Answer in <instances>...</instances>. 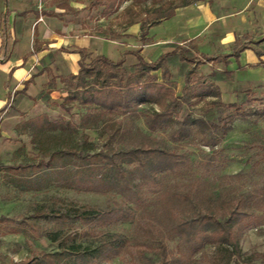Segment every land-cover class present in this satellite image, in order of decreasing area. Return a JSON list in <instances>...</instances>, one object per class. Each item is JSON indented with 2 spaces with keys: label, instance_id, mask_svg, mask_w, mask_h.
<instances>
[{
  "label": "trees",
  "instance_id": "16d2710c",
  "mask_svg": "<svg viewBox=\"0 0 264 264\" xmlns=\"http://www.w3.org/2000/svg\"><path fill=\"white\" fill-rule=\"evenodd\" d=\"M3 1L7 8L3 15L4 23L7 22L10 0ZM127 1L146 5L149 0H93L90 8H103L100 16L110 17ZM151 1L153 16L140 22L143 43L148 41L152 27L173 17L176 9L192 3V0H183L181 5L174 6L171 1ZM132 9L127 8L132 16L126 22L128 26L138 23L139 14L131 12ZM144 13L149 15L150 9L146 8ZM165 46L171 50L154 61H147L141 54V49L123 52L119 61H112L105 56L90 58L85 50L78 49L81 55L78 74L60 80L62 83H69L68 95L60 104L50 101L49 90L42 92L38 98L43 99L49 108L58 106L68 114L75 107L70 104L75 103L77 107L85 108L79 125L83 129H93L100 125L105 127L109 140L108 149L89 153L68 146L53 151L48 160H40L24 169L51 171L56 174L58 185L63 188L115 193L127 204L132 203L134 208L141 211L145 209L147 194L161 197L165 202L168 223L164 229L153 232L155 240L151 250L158 256V262L146 258V252L141 251L139 254L142 262L139 264H192L196 255L208 245L231 248L230 255L239 258L240 241L252 227L255 206L264 205V186L252 192L216 200L209 207L202 208L201 200L192 192L165 190L163 175L179 176L188 167L187 158L179 154L176 148H165L152 135L146 134L129 139L121 148L114 145L125 134L122 121H118V118H144L151 134L157 131L168 132L170 139L176 143L201 136L204 145L216 152L214 148L232 130L236 120L251 121L254 117H264V108L249 111L244 108V102L225 103L221 89L216 85L231 76V71L227 68L231 58L238 61L240 52L206 55L199 51L196 41L186 44L169 43ZM37 52L33 51L32 54ZM256 53L259 57L264 55V51ZM128 55L136 58L135 64H125ZM219 62L223 64L222 71L216 67ZM208 64H212L208 77H198L200 67ZM172 67H176V75L184 80L180 94L172 80ZM157 73L160 74V81ZM48 86L49 89L56 86L55 77L51 78ZM20 101V97L14 100L13 107L11 105V110L7 113L8 117L17 115L16 107ZM201 103V113L199 117H195L194 111L189 109ZM70 115L69 121H51L47 114H42L25 121L23 126L34 138L44 130L74 131L78 126L74 124L73 114ZM40 182V177L23 180L32 190H38ZM72 212L77 220L84 223L93 220L129 222L135 217L134 209L118 203L104 211L73 209ZM5 229L8 234L19 232L11 227ZM169 242H177L175 250L169 249ZM127 250L126 241L118 235L108 234L93 248L74 244L69 252H34L29 258L12 264H116L114 259ZM257 257L264 259V254H257Z\"/></svg>",
  "mask_w": 264,
  "mask_h": 264
},
{
  "label": "rangeland",
  "instance_id": "374dc122",
  "mask_svg": "<svg viewBox=\"0 0 264 264\" xmlns=\"http://www.w3.org/2000/svg\"><path fill=\"white\" fill-rule=\"evenodd\" d=\"M91 1L81 0V3L86 5ZM163 1H171L174 6L183 3V0ZM201 1H209L212 5L215 1L217 3L221 0H192V4ZM36 2L39 4L40 0ZM253 2L255 0H251L245 9L236 13V16L239 13H242V17L251 14L260 15L264 22V3L259 9ZM130 7L133 8L131 12L139 14L138 23L149 20L154 14L151 0L146 5L127 1L109 18L102 19L100 16L102 8H99L84 12L79 22L90 29L89 35L101 37L109 42H107L108 56L111 59L118 61L123 51L141 49L147 61H154L162 52L163 46L157 44L153 37L144 44L141 41L140 30L136 31L135 35L127 33L129 26L126 22L132 17L127 11ZM146 8L150 9L149 15L144 13ZM4 10V1L0 0V25ZM233 10L235 8L231 7L230 16H235ZM123 32L126 34L122 35ZM254 45L264 51V37ZM238 46L241 47V44ZM96 51L97 48L92 53L94 57L98 55ZM219 52L222 51H217L215 54ZM135 63L136 58L128 55L125 64L129 66ZM218 67L222 68V65L219 64ZM211 70L212 65L202 66L197 75L207 78ZM172 72L174 74L172 80L176 83L177 92L180 94L184 80L176 75V67H172ZM238 75L242 77L245 73L239 72ZM157 76L160 81V74L157 73ZM68 86L69 83H66L60 88L68 90ZM233 89L234 86L230 88L229 83L223 85L222 100L225 103L244 102V108L249 111L264 108V86L258 84L251 86L249 92L239 90L237 87L235 91ZM248 99L252 101L249 102ZM4 101V98L0 99V106ZM26 105L27 101H24L20 109L24 110ZM70 105L75 106L70 114H73L74 124L78 126L76 130H44L36 138L32 137L23 126L24 120H27V113L20 118H7L4 113L0 114V219H2L0 264L25 260L34 252H69L74 244L93 248L108 234L118 235L127 242L128 250L115 258L114 263L139 264L142 262L139 254L141 251L146 252V258L158 262V256L151 250L155 240L153 232L164 229L168 222H166L165 202L157 194H147L145 209L141 211L134 208V204H127L115 193L83 192L63 188L58 185L57 176L51 171L24 169L28 165L39 163L40 160H48L53 151L68 146L89 153L108 149L109 140L105 127L100 125L93 129H83L79 124L85 108L77 107L75 103ZM200 106L202 103L189 109L194 111L195 117H199L201 113ZM43 111H46L51 121H69L71 118L70 114L58 106L41 108L37 113ZM117 120L122 121V130L125 134L114 142L116 147L121 148L129 139L140 138L141 134H146L152 135L165 148L170 150L176 148L179 154L187 158L188 167L181 175H163L166 192H192L196 194L198 200H201L202 208H206L216 200L252 192L264 186V117H254L251 121L236 120L232 130L214 148L216 152L204 145L201 136L176 143L170 139L168 132L157 131L151 134L144 118ZM38 177L41 178L38 190L29 189L23 183V180ZM115 203L134 209V219L129 222L93 220L84 223L77 220L72 212L73 209L104 211ZM255 207L252 227L246 231L240 241L239 258L230 255L231 248L208 245L196 255L192 264H264V259L257 257V254H264V205ZM6 227L18 229L19 232L8 234ZM176 244L177 242H169V249L175 250Z\"/></svg>",
  "mask_w": 264,
  "mask_h": 264
},
{
  "label": "crops",
  "instance_id": "0c3cea01",
  "mask_svg": "<svg viewBox=\"0 0 264 264\" xmlns=\"http://www.w3.org/2000/svg\"><path fill=\"white\" fill-rule=\"evenodd\" d=\"M91 2L84 5L81 0H40L39 4L36 0L9 1L7 22L1 21L0 25V99L5 100L0 106V114L4 113L7 118H20L27 113V120L46 114V111L37 113L41 108H49L38 97L48 90L50 101L60 104L68 95V90L60 88L65 84L60 80L76 76L80 69L81 55L78 49L85 50L90 58H94L92 53L97 48L96 56L116 61L108 56V41L89 35L90 29L79 22L84 12L94 9L90 8ZM219 2L211 5L209 1H201L176 9L173 17L149 30L147 42L153 37L157 44L163 46L159 56L171 50L166 44H186L190 41H196L199 51L206 55L240 52L238 61L235 58L230 60L227 69L231 71V76L216 83L222 97L224 84L229 83L230 88L233 85L234 91L236 87L249 91L251 86H264V55L259 57L256 53L263 50L254 45L264 37V22L260 15L242 17V13H239L236 16L251 0ZM253 3L261 9L264 0ZM231 7L235 8V16H230ZM6 10L5 6L3 15ZM40 17L42 21H39ZM139 30L141 26L137 23L129 26L127 33L135 35ZM33 51L38 52L32 54ZM217 51L222 52L215 54ZM219 64L222 68L218 67ZM216 67L220 71L224 68L220 62ZM239 72L245 75L241 77ZM52 77L56 78V86L49 89ZM19 97L21 101L16 107L17 115L8 117L7 113L15 103L12 102ZM24 101H27V105L21 110Z\"/></svg>",
  "mask_w": 264,
  "mask_h": 264
},
{
  "label": "built area",
  "instance_id": "2783aa9c",
  "mask_svg": "<svg viewBox=\"0 0 264 264\" xmlns=\"http://www.w3.org/2000/svg\"><path fill=\"white\" fill-rule=\"evenodd\" d=\"M42 20H43L42 17H40V18H39V21H42Z\"/></svg>",
  "mask_w": 264,
  "mask_h": 264
}]
</instances>
